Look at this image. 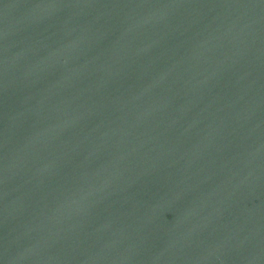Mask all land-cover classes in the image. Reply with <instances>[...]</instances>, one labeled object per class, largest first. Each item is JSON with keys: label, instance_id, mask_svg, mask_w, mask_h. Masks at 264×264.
<instances>
[{"label": "water", "instance_id": "95a60500", "mask_svg": "<svg viewBox=\"0 0 264 264\" xmlns=\"http://www.w3.org/2000/svg\"><path fill=\"white\" fill-rule=\"evenodd\" d=\"M0 264H264V0H0Z\"/></svg>", "mask_w": 264, "mask_h": 264}]
</instances>
